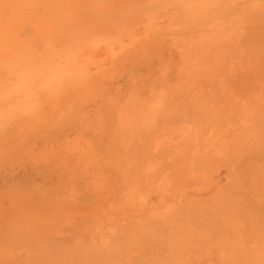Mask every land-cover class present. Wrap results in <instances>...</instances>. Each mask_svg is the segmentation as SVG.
<instances>
[{
  "label": "rangeland",
  "instance_id": "obj_1",
  "mask_svg": "<svg viewBox=\"0 0 264 264\" xmlns=\"http://www.w3.org/2000/svg\"><path fill=\"white\" fill-rule=\"evenodd\" d=\"M100 1L0 0V264H264V0Z\"/></svg>",
  "mask_w": 264,
  "mask_h": 264
},
{
  "label": "bare ground",
  "instance_id": "obj_2",
  "mask_svg": "<svg viewBox=\"0 0 264 264\" xmlns=\"http://www.w3.org/2000/svg\"><path fill=\"white\" fill-rule=\"evenodd\" d=\"M93 1H96V2L98 1V3H99V0H93ZM108 1H109V0H108ZM96 2H95V5H97ZM100 2H102V0H101ZM103 2H104V1H103ZM105 3H106V1H105ZM207 3H208V2H207ZM207 3H206V4H207ZM101 4H102V3H101ZM202 4H203V3H202ZM44 5H45V4H44ZM44 5H43V6H44ZM83 5H84V4H83ZM88 5H89V4H88ZM99 5H100V3H99ZM24 6H25V5H24ZM84 6H85V7H88L87 4H85ZM118 6H119V5H118ZM206 6H207V5H206ZM94 7H95V6H94ZM95 8H96V7H95ZM120 8L123 10V8L119 6V8H118V12H120V11H119ZM203 8H204V7H203ZM13 10H14V9H13ZM29 10H30V9H29ZM87 10L90 12V9H87ZM122 10H121V11H122ZM54 11H55V9H54ZM97 11H98V9H97ZM122 12H123V11H122ZM133 12H134V11H133ZM133 12L130 10V12H129L128 14H131V13H133ZM9 13L11 14V12H9ZM99 13H102V12H99ZM115 13H116V11H115ZM124 13H125V12H124ZM154 13H155V12H154ZM154 13H152V14H154ZM63 14H64V16L66 17V18H65V17H64V18L67 19V18L69 17L68 15L70 14V12H69V14H68V12H67V13H63ZM65 14H66V15H65ZM95 14H97V13H96V10H95ZM113 14H114V12H113ZM113 14H111V15L108 14V19H109V15H110V16H113V18H115V17H114L115 15H113ZM122 14H123V13H122ZM125 14H126V13H125ZM128 14H127V15H128ZM54 15H55V14H54ZM97 15L99 16V14H97ZM106 15H107V14H106ZM127 15H126V16H127ZM11 16H12V15H11ZM67 16H68V17H67ZM116 16H118V15H116ZM51 17H52V16H51ZM61 17H62V16H61ZM78 17H79V15H78ZM121 17H123V16L121 15ZM110 18H111V17H110ZM117 18H118V17H117ZM124 18H125V17H124ZM40 19H41V18H40ZM52 19H54V16H53ZM111 19H112V18H111ZM121 19H123V18H120V20H121ZM152 19H153V18H152ZM54 20H55V19H54ZM92 20H93V19H92ZM115 20H116V19H115ZM123 20H124V19H123ZM123 20H121V22H122ZM26 21H29V20H26ZM94 21H95V20H94ZM62 22H63V21H62ZM65 22H66V21H65ZM67 22H68V21H67ZM118 22H120V21H118ZM150 22H151V21H150ZM29 24H30V23H29ZM84 24H85V23H84ZM110 24H111V22H110ZM58 25H59V24H58ZM115 25H116V24H115ZM29 26H31V25H29ZM44 26H45V25H44ZM44 26H43V27H44ZM149 26H150V25H149ZM37 27H38V26H37ZM108 27H110V26H108ZM113 27H115V26L113 25ZM123 27L125 28V26L122 25L120 31H122ZM128 27H129V26H128ZM44 28L46 29V27H44ZM144 28H145V27H144ZM0 29H1V28H0ZM111 29H112V28H111ZM115 29H116V28H115ZM126 29H127V28H126ZM205 30H206V29H205ZM45 31H46V30H45ZM120 31H118V32H120ZM216 33H217V32H216ZM40 35H41V34H40ZM221 35H222V34H221ZM110 37H111V36H110ZM131 37H132V36H131ZM210 37H211V36H210ZM213 38H214V37H213ZM105 39H107V38H105ZM132 39H133V37H132ZM137 39H138V38H137ZM226 39H227V38H226ZM134 40H135V39H134ZM98 41H99V40H98ZM103 41H104V40H103ZM109 41H110V39H109ZM117 41H118V40H117ZM117 41H116V42H117ZM119 41H120V40H119ZM136 41H137V40H136ZM204 41H205V40H204ZM75 42H76V41H75ZM116 42H114V43H116ZM97 43L100 44L99 42H97ZM106 43H107V42H106ZM109 43H111V42H109ZM132 43H133V42H132ZM209 44H210V43H209ZM213 44H214V43H213ZM21 45H22V44H21ZM92 45H93V44H92ZM94 45L96 46L97 44H94ZM102 45H104V44H102ZM116 45H117V44H116ZM119 45H121V44H119ZM5 48H6V47H5ZM111 48H112V47H110L109 49H111ZM119 48H120V47H119ZM121 48H122V46H121ZM8 49H9V48H8ZM9 50H11V48H10ZM120 50H121V49H120ZM110 51H113V50L111 49ZM115 52H116V51H115ZM121 52H122V51H121ZM116 53H117V52H116ZM119 53H120V52H119ZM224 53H225V52H224ZM2 54H3V53H2ZM2 54H0V55H2ZM21 54H22V52L19 53V55H21ZM104 55H105V54H104ZM115 55H116V54H115ZM13 56H14V55H13ZM15 56H16V55H15ZM55 56H56V55H55ZM109 56H110V55H109ZM26 57H28V56H26ZM26 57H25V58H26ZM104 57H105V56H104ZM15 58H16V57H15ZM23 58H24V57H23ZM111 58H112V57H111ZM217 58H218V57H217ZM217 58H216V59H217ZM17 59H18V58H17ZM19 59H20V58H19ZM52 59H53V58L51 57V59H49L47 62H46V61H45V62H46V63H49V61L52 60ZM220 59H221V58H220ZM68 60H69V59H68ZM20 61H21V59H20ZM66 61H67V60H66ZM7 62H8V61H7ZM16 62H17V61H16ZM50 62H51V61H50ZM54 62H55V61H54ZM68 62H69V61H68ZM98 62H99V61H98ZM1 63H2V62H1ZM8 63H9V62H8ZM18 63H19V62H18ZM9 64H13V65H14V63H9ZM9 64H8V65H9ZM43 64H44V63H43ZM55 64H56V63H55ZM20 65H21V64H20ZM44 65L47 67L48 64H47V65L44 64ZM2 66H4V65L2 64ZM21 66H22V65H21ZM48 66H50V65H48ZM22 67H23V66H22ZM64 67H65V66H64ZM70 67H71V66H70ZM6 68H7V67H6ZM6 68H5V69H6ZM51 68H52V67H51ZM59 68H60V67H59ZM68 68H69V67H68ZM219 68H220V67H219ZM221 68H222V67H221ZM24 69H26V68L24 67ZM70 69H71V68H70ZM19 70H22V68H21V69L19 68ZM28 70H29V72H30V69H28ZM28 70L26 69V70H22V71H24V72L27 71V72H28ZM33 70L35 71L36 68L34 67ZM38 70H39V68H38ZM47 70H49V68H47ZM58 70H60V69H58ZM71 70H72V69H71ZM45 71H46V70H45ZM65 71H67V69H66ZM74 71H75V70H74ZM24 72H23V73H24ZM43 72H44V71H43ZM47 72H48V71H47ZM52 72H54L53 74H56V73H57L56 71H53V69H52ZM97 72H98V71H97ZM196 72H197V71H196ZM7 73H8V72H7ZM17 73H18V72H17ZM21 73H22V72H21ZM36 73H37V72H36ZM58 73H59V71H58ZM60 73H62V72L60 71ZM66 73H67V72H65L64 74H66ZM73 73H74V72H73ZM11 74H12V73H11ZM15 74H16V73H15ZM15 74L13 73V77H14V78L17 77V76L15 77ZM30 74H31V73H30ZM33 74H35V72L32 73L31 75H33ZM37 74H40V72L37 73ZM50 74H52V73H50ZM50 74H48V75H50ZM67 74H68V76H69V73H67ZM67 74H66V75H67ZM198 74H199V73H198ZM8 75H9V74H8ZM72 75H74V74H72ZM6 76H7V75H6ZM6 76H5L6 79H5L4 81L7 80V77H6ZM20 76H22V75H20ZM24 76H26V75H24ZM38 76H39V75H38ZM40 76H41V75H40ZM55 76H56L55 78H58L59 75H58V76L55 75ZM60 76H61V74H60ZM60 76H59V78H60ZM22 77H23V76H22ZM26 77H27V76H26ZM30 77L32 78V81H33V77H34V75H33V77H32V76H30ZM43 77H44V76H43ZM74 77H75V76H74ZM19 78H20V77H19ZM28 78H29V77H28ZM59 78H58V79H59ZM63 78H64V77H63ZM67 78H68V77H67ZM76 78H77V77H76ZM25 79H26V78H25ZM58 79H57V80H58ZM68 79H70V78H68ZM77 79H78V78H77ZM17 80H19L18 77H17V79H16V82H17ZM59 80H60V79H59ZM4 81H3V83L5 84ZM19 81H20V80H19ZM19 81H18V82H19ZM26 81H27V80H26ZM28 81H31V80L28 79ZM69 81H70V80H69ZM69 81H68V83H69ZM76 81H79V80H76V79H75V83H76ZM16 82H15V85L18 84V82H17V83H16ZM21 82H23V80H22ZM66 82H67V81H66ZM72 82H73V81H72ZM9 83H10V82H9ZM25 83H26V82L24 81V82H23V85H24ZM38 83H39V82H38ZM46 83H47V82H46ZM46 83L43 82V84H42L43 86H42V87H45L46 85L44 86V84H46ZM49 83H50V82H49ZM62 83H63V81H62ZM68 83H67V84H68ZM70 83H71V82H70ZM1 84H2V83H1ZM1 84H0V86H1ZM12 84H13V83H12ZM27 84H28V83H27ZM27 84H26V85H27ZM63 84H64V83H63ZM19 85H20V84H19ZM19 85H18V86H19ZM34 85H35V84H34ZM68 85H70V84H68ZM73 85H74V84H73ZM73 85L71 84L70 87H71V86L73 87ZM3 86H4V85H2V87H3ZM11 86H12V85H11ZM37 86H38V88H39L40 85H37ZM48 86H49V85H48ZM65 86H66V85H65ZM76 86H77V85H76ZM2 87H1V89H2ZM8 87H10V86H8ZM8 87H7V88H8ZM22 87H23V86H22ZM30 87H31V84H30ZM77 87H78V86H77ZM3 88H4V87H3ZM11 88L13 89V87H11ZM27 88H28V86H27ZM27 88H25V89H27ZM38 88H37V89H38ZM40 88H41V86H40ZM40 88H39L38 90L41 91ZM70 89H71V88H70ZM6 90H7V89H6ZM8 90H9V89H8ZM8 90H7V91H8ZM10 90H11V89H10ZM42 90H43V89H42ZM44 90H45V89H44ZM155 90H156V89H155ZM3 91H5V90L3 89ZM11 91H12V90H11ZM11 91H10V92H11ZM30 91H31V90H30ZM30 91H29V92H30ZM40 91H39V92H40ZM70 91H71V90H70ZM164 91H165V90H164ZM166 91H167V90H166ZM12 92H13V91H12ZM14 92H15V91H14ZM36 92H37V91H36ZM56 92H57V91H56ZM157 92H158V91H157ZM171 92H172V91H171ZM24 93H25V92H24ZM26 93H28V92H26ZM33 93H34V92H33ZM37 93H38V92H37ZM37 93L35 94V98H38V99H39V96L36 97V95H38ZM49 93H50V92H49ZM57 93H58V92H57ZM57 93H56V94H57ZM161 93H163V90H162ZM28 94H29V93H28ZM42 94H43L44 96L46 95L47 98H48V96H49V95H47V94H45V93H42ZM56 94H55V95H56ZM172 94H173V93H172ZM51 95H52V92L50 93V96H51ZM162 95H163V94H162ZM162 95L159 94V96H162ZM165 95H166V94H165ZM74 96H75V95H74ZM175 96H176V95H175ZM10 97H11V96H10ZM10 97H8V98H10ZM26 97H27V96H26ZM33 97H34V96H33ZM42 97H43V96H42ZM157 97H158V96H157ZM157 97H156V99H157V101H158V98H157ZM164 97H165V96H164ZM31 98H32V96H31ZM43 98H45V97H43ZM49 98H50V97H49ZM162 98H163V97H162ZM165 98H166V97H165ZM165 98H164V99H165ZM167 98H168V97H167ZM4 99H5V98H4ZM45 99H46V98H45ZM175 99H176V98H175ZM7 100H8V99H7ZM46 100H47V99H46ZM154 100H155V99H154ZM171 100H172V99H171ZM5 101H6V100H5ZM32 101H33V100H32ZM160 101H161V100H160ZM165 101H166V100H165ZM176 101H177V100H176ZM14 102H15V101H14ZM14 102L11 104V106H12V105H14V106L16 105V106H17V102H15V103H14ZM151 102H153V101L151 100ZM151 102H150V103H151ZM155 102H156V101H155ZM174 102H175V101H174ZM150 103H149V104H150ZM163 103H164V101H163ZM27 104H29V103H27ZM155 104H156V103H155ZM161 104H162V103H161ZM9 105H10V103H9ZM39 105H40V104H39ZM140 105H141V104H140ZM157 105H158V103H157ZM157 105H155V106H157ZM14 106H13V107H14ZM162 106H163V105H162ZM30 107H32V106H30ZM36 107H37V106H35V108H36ZM145 107H147V106H145ZM148 107H149V106H148ZM1 108H2V107H1ZM9 108H10V106H9ZM9 108H8V109H9ZM15 108H16V107H15ZM15 108H13V109H15ZM21 108H26V107L23 106V107H21ZM35 108H34V109H35ZM13 109H12V110H13ZM154 109H157V108H154ZM154 109H153V114H154V115L151 113L152 111L149 112V115H150V113H151L153 117H156V116H155L156 112L154 113ZM162 109H164V108H162ZM0 110H1V109H0ZM4 110H5V109H4ZM6 110H7V109H6ZM6 110H5V111H6ZM15 110H17V109H15ZM15 110H13V111H15ZM136 110H138V109H136ZM164 110H165V109H164ZM18 111H19V110H18ZM30 111H31V114H33V113H32V112H33V109H31ZM30 111H28V112L30 113ZM119 111H120V110H119ZM0 112H1V111H0ZM2 112H3V111H2ZM22 112H23V111H22ZM159 112H160V111H158L157 113L160 115ZM20 113H21V112H20ZM34 113L37 114L36 112H34ZM166 113H167V111H166ZM166 113H165V114H166ZM1 114H2V113H1ZM31 114H30V115H31ZM35 114H33V115L35 116ZM163 114H164V112H163ZM172 114H173V113H172ZM37 115H38V114H37ZM159 115H158V116H159ZM150 117H151V116H150ZM150 117H149V118H150ZM160 117H161V116H160ZM169 117H170V116H169ZM32 118H33V117H32ZM156 118H157V117H156ZM158 118H159V117H158ZM152 119H154V118H152ZM30 120H31V119H30ZM166 120H167V119H166ZM150 121H151V119H150ZM154 121H155V120H153V123H154ZM155 122H156V121H155ZM115 130H116V128H115ZM115 132H116V131H115ZM122 139H124V138H122ZM126 140H127V139H126ZM126 144H127V143H126ZM234 170H235V169H234ZM234 172H236V171H234ZM133 228H135V227H133ZM133 228H132V229H133ZM75 233H76V232H75ZM122 234H123V233H122ZM118 235H120V234H118ZM79 239H80V238H79ZM110 241H111V240H110ZM74 242L77 243L76 241H74ZM59 243H60V242H59ZM71 243H72V242H71ZM117 245H118V244H117ZM170 245H171V244H169V247H170ZM58 246H59V245H58ZM90 246H91V245H90ZM70 247H71V246H70ZM70 247H69V248H70ZM116 247H117V246H115V249H116ZM28 248H29V247H28ZM30 248H31V247H30ZM113 248H114V247H113ZM254 248H255V246H254ZM254 248H253V249H254ZM256 248H257V247H256ZM35 249H36V248H35ZM42 249H43V247H42ZM118 249H119V248H118ZM167 249H168V246H167ZM170 249H172V248L170 247ZM253 249H252V250H253ZM119 250H120V249H119ZM235 250H236V247H235ZM260 250H261V248H260ZM81 251H82V250H80V252H81ZM89 251H90V250H89ZM91 251H92V249H91ZM95 251H96V250H95ZM237 251H238V250H237ZM255 251H256V250H255ZM257 251H258V250H257ZM32 252H33V250H32ZM73 252H74V251H73ZM167 252H168V251H167ZM167 252H166V253H167ZM226 252H227V251H226ZM228 252H229V251H228ZM231 252H232V251L230 250V253H231ZM233 252H234V251H233ZM247 252H248V251H247ZM247 252H245V254H247ZM37 253H38V251H37ZM88 253H89V252H88ZM93 253H95V252H93ZM169 253H170V252H169ZM175 253H177V252H175ZM236 253H238V252H236ZM243 253H244V252H243ZM116 254H118V253H116ZM167 254H168V253H167ZM245 254H244V255H245ZM249 254H250V253H249ZM42 255H43V254H42ZM169 255H171V254H169ZM175 255H177V254H175ZM247 255H248V254H247ZM30 256H31V255H30ZM43 256H45V255H43ZM78 256H79V255H78ZM85 256H86V254H85ZM92 256H93V254H92ZM94 256H95V255H94ZM228 256H229V255H228ZM245 256H246V255H245ZM257 256H259V254H257ZM257 256H254V257H257ZM261 256H263V255H261ZM46 257H48V256H46ZM79 257H81V256H79ZM172 257H173V256H172ZM176 257H177V256H176ZM252 257H253V254H252ZM263 257H264V256H263ZM263 257H261L262 259H260L259 257H257V259L259 258V260H261V261L258 260V262H262V260L264 259ZM76 258H77V257H76ZM102 258H103V257H102ZM236 258H237V257H236ZM239 258H240V257H239ZM249 258H250V257L248 256V259H249ZM43 259H44V258H43ZM81 259H82V258H81ZM96 259H97V258H96ZM103 259H104V258H103ZM155 259H156V258H155ZM167 259H170V258L167 257ZM240 259H242L241 261H244V260H243L244 257H241ZM240 259H239V260H240ZM248 259H246V257H245V260H247V261H246V264H249V263H247V262H248ZM253 259H254V258H253ZM257 259H256V260H257ZM30 260H31V259H30ZM32 260H33V259H32ZM41 260H42V259H41ZM41 260H40V261H41ZM45 260H46V259H45ZM84 260H85V259H84ZM94 260H95V259H94ZM158 260H159V259H158ZM164 260H166V259H164ZM250 260H251V259H250ZM250 260H249V262H250ZM95 261H96V260H95ZM104 261H106V260H103V263H104ZM172 261H173V259H172ZM230 261H231V260H230ZM236 261H237V259H236ZM251 261H253V260H251ZM254 261H255V260H254ZM254 261H253V262H254ZM28 262H29V260H27V263H28ZM43 262H44V261H43ZM43 262H42V263H43ZM46 262H47V261H46ZM148 262H150V260H149ZM151 262H152V261H151ZM169 262H170V261H169ZM178 262H179V260H178ZM256 262H257V261H256ZM256 262H254V263H256ZM38 263H39V261H38ZM49 263H50V262H49ZM49 263H48V264H49ZM98 263H99V261H98ZM228 263H229V262H228ZM244 263H245V262H243V264H244ZM250 263H251V262H250ZM101 264H102V263H101ZM105 264H106V263H105ZM150 264H151V263H150ZM162 264H163V263H162ZM175 264H176V263H175ZM180 264H181V263H180ZM235 264H237V262H236ZM239 264H241V263L239 262ZM258 264H263V262H262V263H258Z\"/></svg>",
  "mask_w": 264,
  "mask_h": 264
}]
</instances>
